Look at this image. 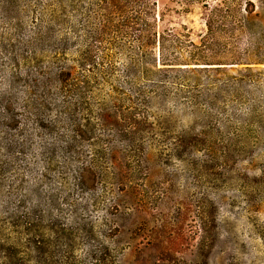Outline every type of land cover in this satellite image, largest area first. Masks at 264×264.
I'll use <instances>...</instances> for the list:
<instances>
[{
    "label": "rangeland",
    "instance_id": "obj_1",
    "mask_svg": "<svg viewBox=\"0 0 264 264\" xmlns=\"http://www.w3.org/2000/svg\"><path fill=\"white\" fill-rule=\"evenodd\" d=\"M206 1L211 8L223 0ZM260 1L237 0V20L242 21L241 9H250L249 2L257 11ZM131 2L117 0L115 12L135 7ZM108 3L0 0V264H37L9 257L13 248L25 249L33 242L43 243L53 256L46 253L39 264H264V64H257L264 53L254 47L250 29L226 36L235 44V56L245 61L222 71L249 79L241 91L244 105L237 107L245 122L229 121L232 128H227L223 117L209 121L169 104L175 136L189 143L203 132L214 147L149 148L123 192L76 188L75 165L55 142L58 129L46 121L61 116L32 100H40L47 78L43 73L59 67L113 68L112 78L94 91L88 108L93 117L100 113L95 102L112 94L111 87L126 90L125 70H133L130 57L137 44L129 46L104 32ZM145 3L158 32L172 29L200 44L208 14L204 4ZM101 29L104 33L98 34ZM148 53L158 57L156 49ZM82 58L101 66L83 65ZM204 68L189 66L192 83L204 86L207 76H223ZM81 113L86 115L87 108ZM112 196L117 197L115 208ZM25 221L40 225L39 231L12 227Z\"/></svg>",
    "mask_w": 264,
    "mask_h": 264
},
{
    "label": "trees",
    "instance_id": "obj_2",
    "mask_svg": "<svg viewBox=\"0 0 264 264\" xmlns=\"http://www.w3.org/2000/svg\"><path fill=\"white\" fill-rule=\"evenodd\" d=\"M129 1L134 2L126 0V3ZM145 1H136L135 7L118 14L115 12L117 0H109L107 9L110 13L105 16L108 19L102 15L103 24L107 23L102 25L104 32L112 33L124 42L129 41V46L137 44V52L130 57L133 70H125L126 90L111 87L112 94L98 99L95 102L100 111L98 116L93 117L88 108L90 102H94V91L99 89L100 82L106 84L108 77L112 78L111 67L104 71L96 68L95 71L50 68L42 75L47 77V85L43 84L38 97L40 100H32L37 101L38 108L55 110L60 114L61 118L52 116L46 121L58 129L60 139L56 138L55 142L62 144V152L75 165L72 177L78 190L93 191L100 186L108 189L106 194L115 189L123 192L127 185L125 182H132L131 175L136 177L139 173L140 156H144L149 148L174 151L186 150L197 144L214 147L207 142L203 132L195 135L194 142L189 143L181 135L175 136L169 125V104L187 107L198 118L209 121L223 117L227 120V128H232V121L245 122L246 115H241L237 107L244 105L241 91L249 79L240 73L231 75L222 72L243 64L245 60L235 56V44L229 42L226 36L234 35L239 29H250L254 31L251 35L254 47L264 53V0L260 1L257 11L250 2V9H241L244 13L242 21L237 20L236 6H233L237 0H223L211 8L206 5V0H184L186 4H204L208 11L206 33L199 45L191 42L186 34L172 29L158 32L155 18L150 16L152 9ZM183 12L188 13V8H184ZM97 31H100L98 34L104 33L102 29ZM148 49H156L158 57L148 53ZM83 60V65L89 61L88 65L92 68L101 66L93 59ZM257 64H264V60H259ZM191 65L204 66L209 72L222 73L223 76H207L205 85L198 86L189 77L191 71L188 68ZM85 108L86 115L81 113ZM251 113L257 114L255 110ZM201 135L204 136L202 141L199 140ZM84 144H87V149ZM48 162L47 169L50 159ZM122 170L129 171L130 176L123 175ZM112 199L111 207L115 208L117 197L112 196ZM12 227L33 233L40 229V225L29 221ZM42 244L33 242L25 249L13 248L14 255L9 257L19 263L30 259L39 264L46 253L45 257H53L50 251L46 252L41 247ZM32 253L36 254L35 258L31 257Z\"/></svg>",
    "mask_w": 264,
    "mask_h": 264
}]
</instances>
